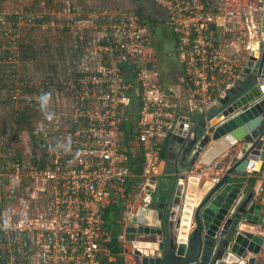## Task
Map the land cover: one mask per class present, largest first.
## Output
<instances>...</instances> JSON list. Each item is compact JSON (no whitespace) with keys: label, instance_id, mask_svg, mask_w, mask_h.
<instances>
[{"label":"built area","instance_id":"obj_1","mask_svg":"<svg viewBox=\"0 0 264 264\" xmlns=\"http://www.w3.org/2000/svg\"><path fill=\"white\" fill-rule=\"evenodd\" d=\"M233 2L155 0L166 11L176 37L180 79L189 87L190 110L204 108L222 92L249 51L250 44L242 54L232 42L223 45L218 37L220 27L232 30L227 27L229 16L233 25L236 15L239 21L245 17L246 25L249 22L244 9L235 11ZM95 8L92 14L101 20L97 35L88 39L75 31L86 43L75 63L77 73L66 87L68 111L53 110L45 120L49 154L44 167L22 156L9 162L10 170L0 169V264H106L102 259L111 261L112 253L104 244L111 234L103 215L111 198L117 192L123 196L130 181L139 178V190L145 192L141 205L148 203L145 186L159 173L160 141L173 125L172 93L159 83L152 35L136 7ZM81 20L76 23L84 27ZM132 97L137 102L133 132L141 172L130 166L119 137ZM214 167L224 170L217 163ZM218 178L215 174L211 181ZM24 188L29 198L46 197L43 209L27 205V210L13 209V199ZM260 191L262 224L244 219L236 226V233L252 232L262 238L255 264H264V178ZM129 204L126 223L134 210L132 201ZM123 239L124 234L119 235ZM252 255L245 251L244 264Z\"/></svg>","mask_w":264,"mask_h":264},{"label":"water","instance_id":"obj_2","mask_svg":"<svg viewBox=\"0 0 264 264\" xmlns=\"http://www.w3.org/2000/svg\"><path fill=\"white\" fill-rule=\"evenodd\" d=\"M257 6L259 56L250 44L238 74L218 96L202 109L183 107L171 138L182 145L185 165L176 170L167 199L138 205L124 227L132 246L123 252L133 264H244L246 250L253 253L246 264H255L262 238L236 233V226L244 219L262 224L261 204L245 193L242 180L248 172L264 178V0ZM226 150L232 160L217 181L205 180L193 191L190 165Z\"/></svg>","mask_w":264,"mask_h":264},{"label":"rangeland","instance_id":"obj_3","mask_svg":"<svg viewBox=\"0 0 264 264\" xmlns=\"http://www.w3.org/2000/svg\"><path fill=\"white\" fill-rule=\"evenodd\" d=\"M99 1H102L103 5L107 7H112L113 3L116 4L115 0H0V49L1 44H3L2 47L4 48L7 47V44L9 46L6 48L9 57L1 64L2 68L0 67L4 72V75L2 77L0 76V87L3 85L0 96L2 97V94L13 92L16 97V101L8 104L10 106L8 110L0 102V142L5 137V132L7 134L10 131L13 137L19 136L15 140L13 139L16 143L15 149L17 147L27 148L28 132H21L18 130V126H15L13 120L9 122V119H7L9 116L8 111L11 110L13 112L12 117H15L14 114L17 111L25 108V103L22 101L25 100L23 98L26 95L33 97L36 95V92L44 91V87L47 86L55 92L57 100L62 104L69 99L62 92L67 91L66 87L71 77L67 74L69 73L67 72L68 69L61 68L62 61L59 56L60 52L67 47V35H70L71 30H75L73 29L75 28L74 24H72L73 20H71L73 15L68 11L69 6L71 4L79 6L78 8L80 10L78 11V15L80 14L81 18L89 20V7L99 4ZM119 5H126V3L121 2ZM233 7L235 11L240 9V7L244 9V12L248 15L249 22L246 25L244 21H239V16L236 15L234 20L237 24L233 25V19L229 16L227 27L232 28V31L226 32V27H220L218 34L223 45L232 42L233 47L240 48L243 54L245 53L243 47L246 44L261 39L260 33H257L258 26H256V20L260 18L261 12L257 6V0H240V2L236 0V2H233ZM12 15L17 16L16 20ZM171 30V25L168 23H158L155 27L156 35L159 37V43H162L164 50H172L169 51V55L165 58H159L160 55L155 50L154 61H156L161 71L167 69L168 62H171L172 66L175 63L174 67L178 66V59L174 55L175 51L173 50L174 44ZM96 35L97 33L94 34V36ZM62 37L65 39H62ZM90 37H93V35ZM62 41H64L62 44L63 48L60 49ZM154 42L156 44L158 43L157 41ZM28 44L29 50L22 53L21 50L24 45ZM32 54H34L35 58ZM24 55L27 56L24 57ZM47 60L50 62H47V66H45ZM168 78H171V72L168 73ZM62 104L59 109L60 112L64 111ZM39 108L32 105L29 107L28 113H31V117H37L39 114L37 109ZM44 110L40 112L39 120L42 119ZM11 123H14V125ZM66 139L67 137L63 138V140ZM23 191L20 194L21 196L13 199L12 207L14 210L21 208L22 210H27V206L33 207L34 209L35 207L39 209L44 208L46 202L43 196L42 198L39 196L36 199L29 198V194L26 193L25 188ZM128 191H131L130 194L134 193L130 189ZM18 192L16 195H19ZM46 195H48L47 192ZM126 198L128 203L130 196L128 197L126 195ZM22 201H24V204ZM30 211L34 212L32 208ZM130 211L131 209L128 208L127 212Z\"/></svg>","mask_w":264,"mask_h":264},{"label":"crops","instance_id":"obj_4","mask_svg":"<svg viewBox=\"0 0 264 264\" xmlns=\"http://www.w3.org/2000/svg\"><path fill=\"white\" fill-rule=\"evenodd\" d=\"M115 2H116V4L113 3L114 7H122L125 9H129L131 6H135L136 10L139 14H141V15L145 14L148 17V21L151 20L149 23L152 24L154 28L156 27V24H158V23H168L170 25L168 18H167L166 11L161 6H159L157 3H155V0H115ZM121 2H125L126 5H119V3H121ZM139 5L141 6L142 11L139 10L140 9ZM70 7L75 8V7H79V6H75V5L71 4ZM99 7L101 8V7H107V6L103 5V3H99L97 5H93V6L89 7V11H90L89 16H88L89 20L81 18L80 14L78 15V11L80 9H74V10L70 9L69 10V13H72V15H73V17H71V20H73L72 24H74L75 28H73V29H75V30H71V32H73L74 35L71 37V39H68L67 51H69V52L67 54L68 56L65 59L64 63H66V64L69 63V61L72 59V56H76V59H75V57H73L72 61H77L81 58L80 55H81L83 48H84L82 46L86 43V41L82 40V39H78L77 35L75 34V31H78V33L79 32L83 33L82 34L83 37L88 38V39L91 38L90 37L91 35L94 36V34L98 32L97 29L100 27V21L101 20L99 18H95L92 13L94 10L93 8L97 9ZM79 18L82 19L81 21L83 23H81V24H84V27H81L79 25L80 23H76L77 19H79ZM244 18L245 17L242 18V21L244 20ZM146 20H147V18H146ZM77 25H79V26L77 27ZM172 32H173V30H172ZM173 34H174V32H173ZM153 39H154V41L158 42L157 43L158 45H161V43H159V37L157 35H156V37L154 36ZM160 47H162V46H160ZM73 48H74V52L72 53ZM167 50H168V52L171 51V49H167ZM163 51H165L164 48H163ZM174 64L175 63H173V66H172L171 62L170 63L168 62L167 69H165L161 72V74L166 78V80L168 78V73L171 72V78H168L166 87H168V89L170 90L169 92L172 93L171 94L172 98H171L170 102L173 105L172 110L174 111L175 114H174V117L172 119L173 125H172L171 130L160 141V145L162 147V150H161V164L159 167V173L157 175H154L155 179H153L151 181V184H150L151 189H148V191L146 192V195L148 196L147 206H150V207H154V206H156V204H160L165 198L167 199V197L169 196L171 187L174 183V177L176 175V170L178 168H180L181 166L183 167L185 165V160L182 159V145L177 140L171 138V136H172V131L174 129V126L178 121V117L181 114V112H183L181 110L183 109L184 106L188 107V96H189L190 92H189V87L180 79L181 66H180L179 62H178V66H176V67H174ZM166 70H168V71H166ZM172 75H173V81H172ZM235 75H237V74H235ZM69 77L73 78L75 76L69 73ZM220 93L216 94L215 97L218 96ZM195 109H199V108L196 107ZM66 110L68 111V109H66ZM188 110H189V108H188ZM184 112H186V111L184 110ZM185 122H189L188 117L185 118ZM132 143H133V146L131 147V150H132L133 154L140 152V149L136 145L135 140H133ZM230 151L231 150H226V151L221 152L220 155H218L216 158L214 157L212 160L209 161V163H205L203 161V158L200 157L199 159H197V161L194 163V165H190V167L188 169L187 176L191 177L193 179V181L195 180V182L192 183V185L194 186L193 191L197 192L200 184L202 182H204L205 180L211 181V177L215 176V174H216V176L219 177L220 174H222L224 172V170H223L222 173H221V171L220 172L218 171L219 172L218 173L216 168L214 167V164L217 163L220 167L226 169L227 166L229 165L230 161L232 160V155H231ZM200 163H202V164H200ZM198 164H200V165H198ZM205 165H207V167ZM199 166H201V168L205 167V170L204 171L198 170L197 168ZM136 180H137L136 178L131 180L130 183L127 185V186L132 187V189L130 188V190L134 191V193L130 194L131 191L130 192L128 191L126 193V191H127L126 190L124 192L125 194H123V196H121L117 192V194H115L114 197L111 198L112 201L109 203L111 205H113L112 203H119L123 207H125L123 212H122V218H121L122 220H120L121 225L118 229V237H117L118 240H119V235H123L125 232L124 227H126V225L129 224V222L126 223V221L128 220L127 209L130 206L129 203L132 201V203L134 205L133 208L135 209L138 205L141 204V200L143 199V196L145 195V192H143V191L139 192L140 180H139V182ZM242 180H244V182H245V193H251L252 198H254L255 201H257V199H259V196L261 193V191H260L261 176H256L252 172L251 173L248 172V173H246V175L243 177ZM126 195H128V197L130 196V198L128 199V203H127ZM197 195L198 194L196 193V196ZM119 243L121 246V252L117 255L112 254L110 258H112V260L119 261L122 264H126V262L133 264L130 256H126V253L123 252L124 248H127L128 250H130L132 245L127 243L124 239L119 240ZM108 261H109V259L106 260V258H105L104 262H106V264H108Z\"/></svg>","mask_w":264,"mask_h":264},{"label":"trees","instance_id":"obj_5","mask_svg":"<svg viewBox=\"0 0 264 264\" xmlns=\"http://www.w3.org/2000/svg\"><path fill=\"white\" fill-rule=\"evenodd\" d=\"M99 3H103V2L99 1ZM139 7H140L139 10L142 11V8L140 5H139ZM71 9L74 10V9H77V7H75V8L72 7ZM142 15H141V17L145 19L146 26L152 35V45L154 47V54H155V50H156L157 54L160 55V56L158 55L159 58H165L166 56L169 55L170 52L163 51V47H160V46H162V43H161V45H158L154 42L153 38L156 35L155 28L153 27L152 24L149 23L151 20L148 21V17L145 14H142ZM12 17L15 18V20L17 18L16 15H12ZM146 18H147V20H146ZM38 22H40V21H38ZM73 35H74L73 32H71L70 35H67L68 39H71V37ZM172 35H173V44H174L173 50L175 51L174 55H176V48H177L176 37L173 34V32H172ZM218 37L220 39L219 34H218ZM62 39H65V38L62 37ZM68 39H66V40H68ZM63 43H64V41L61 42V44H60L61 48L60 49L63 48V46H62ZM67 43H68V41H67ZM2 46H3V44H1V49H0V67H1V64L3 63V61H5L9 57V55H7L8 50L6 49L9 47L8 44H7L6 48H4ZM27 46H28V48H27ZM67 49H68V47H65L64 50H62V52H60V54H59L60 60L62 61L61 62L62 63L61 68L68 69L67 72H69L70 74L75 76L77 73L75 63L78 61H72L73 57H75V59H76V56H72V59L69 61V63H67V64L64 63L65 59L68 56L67 54L69 52V51H67ZM27 50H29V44L24 45V47L21 51H22V53H25V51H27ZM158 51H159V53H158ZM73 52H74V48H73L72 53ZM26 56L27 55H24V57H26ZM32 56L34 57V54H32ZM47 62H50V61L47 60L45 63V66H47ZM155 65L158 67L159 72H160L159 83L161 84V87L165 91L169 92L170 90L168 89V87H166L168 78L166 80V78L161 74L162 71L160 70L159 66L156 64V61H155ZM1 68H0V76L2 77L4 75L3 74L4 72L2 71L3 69L1 70ZM46 68H48V67H46ZM69 73H67V74H69ZM1 88H3V85L0 87V91L2 90ZM44 89H45L44 91H41V92L38 91L39 93L36 92V95L33 97H29L28 95H26L25 98H23L25 100L22 101L23 103H25V108L17 111L16 114H14L15 117H12L13 112H11V110L8 111L9 116L7 119H9V122H11L13 120V122L15 123V126H18L17 127L18 130H20L21 132L22 131L28 132V146L26 149L21 148V147H17V149H15L16 143L14 142V140H15V138H17L19 136L13 137V135H11L10 131L7 134L5 132V137L0 142V169L1 170H4V171L10 170V168L7 169L9 162L12 160H16L17 158H21L22 156H27L31 160V162H33V164L36 165L37 167H44L45 162H46L47 157H48V154H49L48 146H47L49 135L47 132V128L45 127V120L48 119V115H49L50 111L59 110L61 108V104H62L59 100L56 99V95H55V92L53 90L49 89L47 86H45ZM28 90H30V89L28 88ZM64 92H66V91H64ZM64 92H62V94H65V96L67 98H69L67 93H64ZM13 101H16V97H15L13 92L2 94V97L0 96V102L3 103L2 106L5 107L6 110H8V107H10V106H8V104L12 103ZM69 104H70V101L68 99L65 102H63L62 107L64 109H67V108H69ZM32 105L36 106V108H38V107L41 108V109L40 108L37 109L39 114L41 111H43L45 109L43 112L44 114H43V117L41 120H39V114L37 115V117H31V113L30 112L28 113V109ZM136 107H137V102H136L135 98L132 97L130 109L126 111V113L122 119V123L120 125V132H121L120 133L121 134L120 135V143L122 146H124L127 149V152L130 156V163H129L130 166L133 167L134 169H136L137 171L141 172V169H142L141 168V161H142L141 160V152L133 154V152L131 150V147L133 146L132 141L135 138L134 132H133V124L135 122L133 114H134V110ZM14 123H11V124L14 125ZM136 181H139V178H137ZM130 188L131 187L128 186L127 191ZM44 199L46 200L45 197H44ZM112 204L113 205L109 204L106 207L107 209L105 208V212L103 215L105 227L110 231V234H111L110 240L105 242V245H106V247H108L110 249L112 254L117 255L121 252V246H120V243H119V240L117 237H118V229L121 225L120 219L122 218V212H123L125 207H123L119 203H112ZM102 261H105V257L102 259ZM108 264H122V263L119 261H116V260H111V261H108Z\"/></svg>","mask_w":264,"mask_h":264},{"label":"bare ground","instance_id":"obj_6","mask_svg":"<svg viewBox=\"0 0 264 264\" xmlns=\"http://www.w3.org/2000/svg\"><path fill=\"white\" fill-rule=\"evenodd\" d=\"M250 44L252 45L253 44V47H254V51H256L257 53H256V55L257 56H259V49H257V48H259V46H260V44H259V41H253V42H250ZM217 148H218V146H217ZM258 164L259 163H257V166H258Z\"/></svg>","mask_w":264,"mask_h":264},{"label":"flooded vegetation","instance_id":"obj_7","mask_svg":"<svg viewBox=\"0 0 264 264\" xmlns=\"http://www.w3.org/2000/svg\"><path fill=\"white\" fill-rule=\"evenodd\" d=\"M246 56H247V52H246V54H245V57H244V60H243V62L245 61V58H246Z\"/></svg>","mask_w":264,"mask_h":264},{"label":"clouds","instance_id":"obj_8","mask_svg":"<svg viewBox=\"0 0 264 264\" xmlns=\"http://www.w3.org/2000/svg\"><path fill=\"white\" fill-rule=\"evenodd\" d=\"M238 74V73H237Z\"/></svg>","mask_w":264,"mask_h":264}]
</instances>
